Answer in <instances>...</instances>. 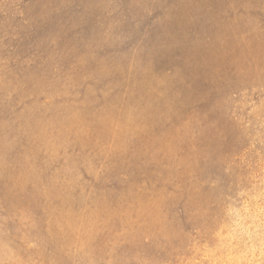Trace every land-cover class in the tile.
<instances>
[{"label":"rangeland","instance_id":"374dc122","mask_svg":"<svg viewBox=\"0 0 264 264\" xmlns=\"http://www.w3.org/2000/svg\"><path fill=\"white\" fill-rule=\"evenodd\" d=\"M0 264H264V0H0Z\"/></svg>","mask_w":264,"mask_h":264}]
</instances>
